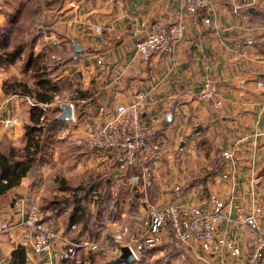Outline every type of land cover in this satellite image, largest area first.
<instances>
[{"label":"crops","instance_id":"0c3cea01","mask_svg":"<svg viewBox=\"0 0 264 264\" xmlns=\"http://www.w3.org/2000/svg\"><path fill=\"white\" fill-rule=\"evenodd\" d=\"M184 4V0H0V31L13 15H19L23 25L19 40L26 46L14 63L22 67L29 56L26 50L31 49L49 67L52 61L59 64L51 78L61 91L50 104L38 106L59 107L60 94L73 105L72 119L57 121L66 122L62 130L49 132L48 150L19 185L0 195V264H75L60 257L62 242L56 244L50 260L32 251L30 235L20 224L26 204L19 206L16 198L35 200L44 220L71 240L69 210L53 215L49 201L68 195L59 190V179L65 177L74 184L87 173L109 178L111 191L119 199H129L136 190L143 196L132 207L124 205L119 217L95 224L93 233L85 232L80 238H101L104 229L116 231L126 219L132 225H149L146 204L171 202L173 187L179 184L184 190L179 201L183 228L186 209L223 213L214 229V245L191 243L185 251L175 249L171 230L155 217L134 248L133 264L142 249L152 248L157 249L155 258L163 257L169 248L176 251L174 258L164 260L167 264H198L194 253L206 260L223 256L229 264L248 258L253 234L264 232V92L258 86L264 74V0H219L210 11L195 17L186 14ZM250 7L258 8L255 16L246 12ZM204 16L211 17V27L204 25ZM178 19L186 23V32L169 53L148 62L134 53L136 42L152 22ZM73 40L80 50L74 48ZM10 67L2 63L0 71ZM30 77L31 83L23 74L15 80L33 85ZM207 79L214 83V96L203 101L199 93ZM3 80L0 151L5 153L23 145V127L35 105L26 95L4 92ZM137 96L141 119L155 125L156 134L135 164L121 171L117 155L111 153L106 159L77 139L103 125ZM219 151L226 156H218ZM143 168L150 171L145 182ZM87 207L94 213L93 200ZM242 220H246L244 228ZM113 233L124 246V238ZM19 246L23 258L13 255ZM79 254L80 264L111 261L89 250Z\"/></svg>","mask_w":264,"mask_h":264},{"label":"built area","instance_id":"2783aa9c","mask_svg":"<svg viewBox=\"0 0 264 264\" xmlns=\"http://www.w3.org/2000/svg\"><path fill=\"white\" fill-rule=\"evenodd\" d=\"M219 0H184V9L188 16L195 17L199 12L210 11ZM203 23L206 27H211L213 21L211 17L204 16ZM99 28H97L98 30ZM186 32V23L183 20L173 22H152L145 30L144 37L136 42L134 53L143 61L148 62L155 55L167 54L173 45L181 40ZM258 86L264 92V74L258 79ZM214 83L207 79L200 90L199 96L203 101L211 100L214 96ZM187 93H185V97ZM137 96L135 102L130 105L120 107L103 125L88 130L86 136L78 138L77 142L83 147L96 151L108 159L109 154L118 156L119 170L125 171L133 166L137 159L146 150L154 139L156 128L153 124H147L141 119ZM85 102V100H81ZM217 105L220 102H216ZM71 108L73 105L70 103ZM218 156L224 158L226 153L219 151ZM150 178V171L143 168L141 179L145 182ZM173 200L163 205L146 204L145 217L149 225H132L129 220H121L116 231L104 229L101 238L86 237L76 241L67 239L58 233L57 230L44 220L37 202L31 197H18L16 203L19 206L26 204L23 208V218L20 224L28 231L32 251L50 260L52 253L58 242L63 246L59 250L60 257L66 261L71 260L75 264H80V250H89L98 254L103 259L110 261L121 254L122 245L118 243L113 232H117L124 238V246L129 247L134 259L136 254L134 248L142 241L154 218L169 227L171 230V245L180 251H185L191 247V243H197L203 247L214 245V229L218 225L223 213L219 209L213 212L200 213L186 209L185 228H183L180 217L182 205L179 201L184 195L183 187L175 185L172 190ZM251 217V216H250ZM244 228L246 220L240 222ZM4 226V225H3ZM74 226H71V229ZM198 264H229L223 256L216 259L206 260L203 255L194 253ZM240 264H264V232L256 231L253 234L250 247V255Z\"/></svg>","mask_w":264,"mask_h":264},{"label":"trees","instance_id":"16d2710c","mask_svg":"<svg viewBox=\"0 0 264 264\" xmlns=\"http://www.w3.org/2000/svg\"><path fill=\"white\" fill-rule=\"evenodd\" d=\"M257 9L250 7L246 12L255 16ZM18 18L19 15H13L0 31V64L14 63L25 50L26 43L19 40V36L23 32V25L18 22ZM28 19L33 20L34 18L31 16ZM18 26L19 28H17ZM26 51L29 56L26 55L22 70L24 72L30 71L34 80L33 85H29L23 80L4 81L2 89L6 93L29 96L35 106L29 114V123L23 127L25 137L23 145L21 147H10L5 153L0 151V195L20 184L30 168L48 150L52 141L49 132L51 130H62L61 128L66 123L54 120L57 113L61 112L60 107L38 106V104L42 106L50 104L56 93L60 91L58 90L60 87L52 83L51 78L59 65L58 62L52 61L49 67L43 63L40 55L34 57L31 49ZM47 113H50L52 117L46 116ZM196 182H192V184ZM58 183L59 190L66 192L68 195L53 197L49 201L50 210L53 215L69 210L67 229H69V238L72 241H76L85 232L93 233L95 224L103 222L105 219L114 220L119 217L124 205L132 207L139 199L136 193H132L129 199L126 197L117 198L111 191L110 179L103 177L101 174L87 173L77 179L74 184H71L67 178L62 177L58 180ZM92 200L94 201V213H91L87 207V203ZM72 225L74 228L71 229ZM156 250V248L142 249L140 258L135 264H157L159 258L154 257ZM23 252V248L19 246L15 249L13 255L17 254L23 258ZM175 254L176 251L169 248L164 254V260L170 259V257L174 258ZM108 264L119 263L111 260Z\"/></svg>","mask_w":264,"mask_h":264},{"label":"rangeland","instance_id":"374dc122","mask_svg":"<svg viewBox=\"0 0 264 264\" xmlns=\"http://www.w3.org/2000/svg\"><path fill=\"white\" fill-rule=\"evenodd\" d=\"M31 14H29L28 15V18H31ZM17 28H19V26L17 27ZM19 30V29H18ZM9 65V64H8ZM6 67V66H5ZM21 74V76H22V74H23V77L25 76V77H27V81H28V83H31V81H32V79H31V77L30 76H32V74L31 73H28V72H25V73H23L22 72V67H21V63H12L11 64V67H10V70H7V69H3V71H0V81H2L3 80V76H8L7 78H5V80H3V82L4 81H6V82H11V81H13V80H15V79H19V75ZM2 78V79H1ZM58 90H60L61 91V88H58ZM59 94V93H58ZM57 95V94H56ZM29 97V96H28ZM30 98V97H29ZM58 100H59V102L60 103H58L59 105H61V104H69L68 102L67 103H65L64 102V100H65V97L64 96H62V94H60V95H58ZM31 99V98H30ZM31 101H33L32 99H31ZM32 104L33 105H35V103L34 102H32ZM70 105V104H69ZM47 115H49V117H52L51 116V114L50 113H47L46 114V116ZM45 116V117H46ZM51 119V118H50ZM14 121H16V119H13ZM91 130V129H90ZM56 136H58V135H56ZM152 143V142H151ZM151 143H150V145H151ZM148 147H150L149 145H148ZM147 147V148H148ZM146 148V149H147ZM137 192H135L136 194H137V196L139 197V196H143V194H140L139 193V191L138 190H136ZM158 257V256H157ZM164 257H165V255L163 254V257H161V258H159V259H157V264H159V262H160V264H166V262L164 261ZM162 261V262H161Z\"/></svg>","mask_w":264,"mask_h":264},{"label":"water","instance_id":"95a60500","mask_svg":"<svg viewBox=\"0 0 264 264\" xmlns=\"http://www.w3.org/2000/svg\"><path fill=\"white\" fill-rule=\"evenodd\" d=\"M74 48L78 51L81 49V46L77 45L75 40L72 41ZM61 108V113L55 118L56 121H69L72 119V108L69 104L59 105ZM114 262L120 264H133L134 256L127 246L121 247V254L113 259Z\"/></svg>","mask_w":264,"mask_h":264}]
</instances>
